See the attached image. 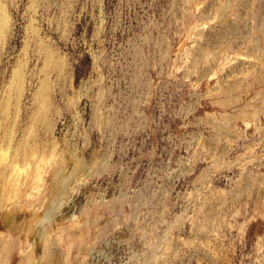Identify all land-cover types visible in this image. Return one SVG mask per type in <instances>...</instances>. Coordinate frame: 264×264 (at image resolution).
Wrapping results in <instances>:
<instances>
[{
	"label": "rangeland",
	"instance_id": "1",
	"mask_svg": "<svg viewBox=\"0 0 264 264\" xmlns=\"http://www.w3.org/2000/svg\"><path fill=\"white\" fill-rule=\"evenodd\" d=\"M0 5V264H264V0Z\"/></svg>",
	"mask_w": 264,
	"mask_h": 264
},
{
	"label": "bare ground",
	"instance_id": "2",
	"mask_svg": "<svg viewBox=\"0 0 264 264\" xmlns=\"http://www.w3.org/2000/svg\"><path fill=\"white\" fill-rule=\"evenodd\" d=\"M4 13H5V11H4L3 7L0 5V40L2 39L4 31H5Z\"/></svg>",
	"mask_w": 264,
	"mask_h": 264
}]
</instances>
